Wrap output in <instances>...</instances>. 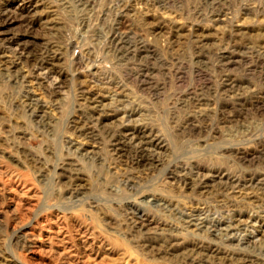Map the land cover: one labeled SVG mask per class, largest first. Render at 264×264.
I'll list each match as a JSON object with an SVG mask.
<instances>
[{
  "label": "rangeland",
  "instance_id": "rangeland-1",
  "mask_svg": "<svg viewBox=\"0 0 264 264\" xmlns=\"http://www.w3.org/2000/svg\"><path fill=\"white\" fill-rule=\"evenodd\" d=\"M0 264H264V0H0Z\"/></svg>",
  "mask_w": 264,
  "mask_h": 264
},
{
  "label": "bare ground",
  "instance_id": "bare-ground-1",
  "mask_svg": "<svg viewBox=\"0 0 264 264\" xmlns=\"http://www.w3.org/2000/svg\"><path fill=\"white\" fill-rule=\"evenodd\" d=\"M225 55H226V54H225ZM31 108H32V107H31ZM6 177H7V176H6ZM198 221H199V220H198ZM197 225H198V224H197ZM197 225H196V227H198ZM200 225H201V224H200ZM237 226H238V225H237ZM202 227H203V226H202ZM239 227H240V226H239ZM200 228H201V226H200ZM212 228H214V227H212ZM212 228H211V229H212ZM228 228H229V226H228ZM230 228H231V227H230ZM204 229H205V228H204ZM209 229H210V227H209ZM219 229H220V227H219ZM232 229H233V228H232ZM225 230H227V229H225ZM210 231H211V230H210ZM224 233H225V232H224ZM233 233H234V232H233ZM226 234H227V233H226ZM224 235H225V234H224ZM224 235H223V236H224ZM231 235H232V234H231ZM212 236H213V235H212ZM236 237H237V236H236ZM227 239H228V238H227ZM241 240H242V239H241Z\"/></svg>",
  "mask_w": 264,
  "mask_h": 264
}]
</instances>
